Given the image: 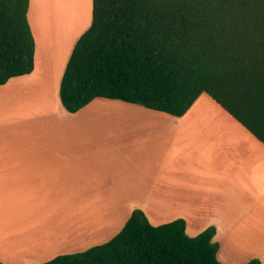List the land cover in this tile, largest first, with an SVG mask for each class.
Instances as JSON below:
<instances>
[{
  "label": "crops",
  "instance_id": "1",
  "mask_svg": "<svg viewBox=\"0 0 264 264\" xmlns=\"http://www.w3.org/2000/svg\"><path fill=\"white\" fill-rule=\"evenodd\" d=\"M44 2L30 0L28 11L34 71L0 86V262L68 255L36 250L49 249L55 233L67 241L106 230L108 223L93 221L110 212L125 226L138 209L156 226L184 220L190 237L215 227L219 252L251 251L264 264V143L210 95L214 104H199L204 93L183 117L114 103L136 118L121 120L123 132L103 144L99 100L106 98L76 113L60 98L91 22L77 31L81 7ZM71 209H89V217L74 220Z\"/></svg>",
  "mask_w": 264,
  "mask_h": 264
},
{
  "label": "trees",
  "instance_id": "2",
  "mask_svg": "<svg viewBox=\"0 0 264 264\" xmlns=\"http://www.w3.org/2000/svg\"><path fill=\"white\" fill-rule=\"evenodd\" d=\"M29 7L0 0V86L34 71ZM204 93L264 143V0H93L60 87L68 112L106 98L183 117ZM215 235L137 209L109 242L43 264H223Z\"/></svg>",
  "mask_w": 264,
  "mask_h": 264
},
{
  "label": "rangeland",
  "instance_id": "3",
  "mask_svg": "<svg viewBox=\"0 0 264 264\" xmlns=\"http://www.w3.org/2000/svg\"><path fill=\"white\" fill-rule=\"evenodd\" d=\"M61 0H46V6L50 9L51 5L56 6L57 4L60 5ZM70 5L68 8H71L73 4L77 7H81L83 18L80 24L77 26V31H80L84 26L87 24L92 23L93 18V9L92 7V0H70ZM44 6V4H42ZM86 15V16H85ZM87 17V18H86ZM89 22V23H88ZM73 25H71V29ZM210 96L206 93L205 96L202 97V99L199 101V104H214L215 102L209 98ZM99 102H104L103 110H100V117L99 120L101 122H107L106 125H108V132L101 131V142L103 144H110L113 143L115 138V135L119 132H123L119 126L122 124L119 123L121 120L129 121L131 118H136L135 115L129 114V112H135L131 109H124V108H118L117 105H114V103H122L120 105H125L127 103L116 100H110V99H103L99 100ZM131 115V117H130ZM158 115H165L164 118L172 117L169 114L165 112H158ZM138 118V117H137ZM121 130V131H120ZM93 210V209H92ZM91 210V212H93ZM97 211H101V209H94ZM89 209H71L69 216H74L73 219L76 220L77 217L84 218V222L86 218H88ZM114 213L110 212L107 216L102 215L98 222H94V226H100L104 225V223H108V225L105 224L106 230L99 232V233H91V234H84L83 236H73L68 235L67 241L65 240L63 235H57L55 233L52 246L49 249L46 250H36V251H65L64 254H74V253H82L87 251L88 249L103 245L107 242H109L116 234H118L124 225H122L120 222H117L116 218L113 217ZM94 227V228H95ZM57 237V239H55ZM72 237V239H71ZM253 257V254L251 251H220L219 252V259L224 264H247L250 258ZM253 259V258H252Z\"/></svg>",
  "mask_w": 264,
  "mask_h": 264
}]
</instances>
